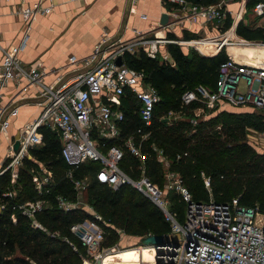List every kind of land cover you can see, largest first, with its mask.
Returning a JSON list of instances; mask_svg holds the SVG:
<instances>
[{
	"label": "built area",
	"instance_id": "2783aa9c",
	"mask_svg": "<svg viewBox=\"0 0 264 264\" xmlns=\"http://www.w3.org/2000/svg\"><path fill=\"white\" fill-rule=\"evenodd\" d=\"M240 3V11L245 12L247 0H219L214 4L197 5L186 0H164L166 13L175 21L181 19L200 25H222L227 16L232 17L228 28L223 29L217 36H205L192 39H170L165 36H147L135 32L134 37L126 40L109 42L104 37L97 42L92 53L83 59L68 57V65L72 75L62 81L60 77L50 83H44L43 77L51 72L41 68L30 67L23 69L18 61V54L25 44L28 28L40 15L51 12V0L47 5L37 0L31 5L21 8L18 12L25 28L20 42L1 51L0 87L11 80L22 84L20 90L29 87L35 89L34 104L39 108L37 116L19 128L17 153H11L9 162L1 172L11 170L20 165L23 157H27L28 148L41 143L38 129L48 127L57 133L60 141V155L67 166H77L87 161L97 162L99 168L96 180L115 189L120 185H128L148 198L162 213L168 223L170 234L175 235L174 244L155 247L151 264H264V213L257 208L241 207L236 199L229 203L194 202L191 195L181 184L177 173L165 171L163 184L158 186L151 183L142 174L129 178L118 166L122 156L120 146L112 144L102 149L105 140L118 139V123L123 119L121 97L131 95L138 103V115L145 125H149L155 105L160 97L157 91L143 80L142 72L133 70L123 63L122 55L134 54L141 50L153 58L159 52L160 46L176 44L186 51L192 49L201 56H213L224 50L226 60L218 68L215 89L197 86L193 90L184 91L180 96L182 105L197 102L199 107L193 110V120L196 117L219 109L222 105L230 107H249L264 115V62L248 63L235 60L227 52L229 47H260L262 42L245 40L235 34V26L241 19L237 13L232 15L226 10L228 3ZM131 12V9L129 10ZM250 12L257 17H264V0L255 2ZM141 20L145 15L139 13ZM220 28V27H219ZM217 28V29H219ZM203 47L206 50H203ZM120 56L121 64L116 65L115 59ZM163 59L166 54L160 53ZM55 73V72H54ZM17 115V106L7 107L0 100V132H4L9 120ZM168 124L179 119V114L168 112L162 117ZM147 135L141 136V139ZM122 146L140 163L144 156L139 144L132 136L122 141ZM156 158L164 166L165 158L162 151L154 147ZM46 181L50 173L46 171ZM70 177V171H67ZM15 172H10V182L15 179ZM36 181V177L32 178ZM85 181V182H84ZM47 182L36 183V190L41 191ZM78 198L85 185L86 178L72 180ZM205 184L207 182L205 181ZM176 194L184 203L182 222H178L175 212L170 211L168 193ZM14 191L3 194L13 197ZM57 207L63 211L76 208L77 201L68 202L56 197ZM3 205H0V209ZM41 208L42 202H26L18 205L17 209L31 223V226L44 230L35 220L34 215ZM90 213L94 220H85L70 226V232L80 241L84 249L81 264H102L105 254L113 252L114 247L105 248L101 245L104 233L100 226L102 221L89 205L82 207ZM14 220V217L11 216ZM71 245V244H70ZM142 245H139L140 247ZM73 250H76L71 245Z\"/></svg>",
	"mask_w": 264,
	"mask_h": 264
},
{
	"label": "trees",
	"instance_id": "16d2710c",
	"mask_svg": "<svg viewBox=\"0 0 264 264\" xmlns=\"http://www.w3.org/2000/svg\"><path fill=\"white\" fill-rule=\"evenodd\" d=\"M164 0H161L163 2ZM197 5H209L219 0H186ZM259 0H247L246 11ZM226 18L223 29L230 25ZM235 34L245 40L264 43V26H254L238 21ZM167 37L174 38L171 34ZM196 34L182 31L183 39ZM176 39V38H174ZM169 60L159 54L153 58L139 50L122 55L123 63L142 72L143 80L153 87L159 97L149 125L138 115V103L131 95L121 97L123 119L118 123V139L104 141L103 150L115 144L121 147L119 168L131 179L141 174L151 183L163 184L164 167L156 158L154 147L162 151L168 171L178 174L181 184L194 202L229 203L236 199L241 207L257 208L264 213V152L259 153L247 143L246 130L264 129V115L248 112L222 111L192 126L193 110L197 102L182 105L184 91L201 86L208 91L215 89L218 68L226 60L224 50L213 56H201L196 51L182 50L176 44H167ZM168 112L179 114V119L166 123L162 118ZM216 124V125H215ZM41 143L28 148L30 159L23 157L16 176L46 206L35 213V220L44 230L31 226L30 221L17 209L29 195L18 197L10 183V172L0 171V264H81L84 249L70 232L71 225L94 220L82 207L63 211L57 207L56 197L68 202L76 201L72 180L89 179L81 195L84 203L100 216L99 223L104 238L101 245L113 247L121 233L125 236L144 237L160 235L168 237L170 229L161 211L145 196L128 185L112 189L96 180L99 164L87 161L77 166H67L60 155V141L56 132L42 126L38 129ZM147 135L141 139V136ZM132 136L139 144L144 159L140 163L122 146V141ZM50 173L40 192L34 188L31 178L40 174V166ZM70 171V177L67 176ZM205 181L207 184H205ZM15 190L11 198L5 192ZM170 211L175 212L180 223L184 203L174 193H168ZM44 201V202H45ZM14 217V220L11 219ZM76 249L73 250L71 245Z\"/></svg>",
	"mask_w": 264,
	"mask_h": 264
},
{
	"label": "crops",
	"instance_id": "0c3cea01",
	"mask_svg": "<svg viewBox=\"0 0 264 264\" xmlns=\"http://www.w3.org/2000/svg\"><path fill=\"white\" fill-rule=\"evenodd\" d=\"M36 1L0 0V61L1 51L16 46L25 28V23L16 12ZM42 4L47 5L48 0H42ZM51 6L49 14L40 15L30 23L25 44L18 54V61L23 69L37 67L44 72L53 71L43 77L44 83H50L55 76L60 77L62 81L69 78L73 67L68 65V57L87 58L102 37L108 43L116 40L126 41L138 32L156 37H167L171 34L174 38L180 39L182 31L186 30L196 34L197 37L211 38L223 30L226 20L218 26L214 23L200 25L184 19L175 21L174 17L167 15L168 24L161 27L160 15L166 13L161 0H51ZM239 7L238 2L228 3L226 10L232 15L237 13L241 18L239 21L249 22L254 26H264V17H257L250 11L247 12L245 4V12L242 14ZM139 13L145 15L144 20L138 17ZM248 13L252 14L251 19H248ZM229 18L232 20V17ZM165 47L166 45L160 46L159 52L166 54V60H169ZM232 51L230 48L227 49L235 60L240 61L239 55L243 52ZM257 53L253 52L251 59L264 62ZM21 85L9 80L0 87L2 105L17 106V115L9 120L6 130L0 132V171L7 164V160H10L12 145L18 140L19 128L31 122L39 112V108L34 104L35 89L29 87L26 91H21ZM27 158L30 159L28 154ZM165 164L164 170L168 171L166 160Z\"/></svg>",
	"mask_w": 264,
	"mask_h": 264
},
{
	"label": "rangeland",
	"instance_id": "374dc122",
	"mask_svg": "<svg viewBox=\"0 0 264 264\" xmlns=\"http://www.w3.org/2000/svg\"><path fill=\"white\" fill-rule=\"evenodd\" d=\"M231 8H233V6ZM247 16H248V19L252 18V14H250V13H248ZM207 48H209V47H207ZM218 108L219 109L211 110L210 113H208V114L200 115V116L198 115L196 117V119H195L196 120L195 123L194 124L191 123V125L194 126L199 121L208 119L210 117H213V116H215L216 114H218L219 112H222V111L234 112V113H239V112H248V113L256 112V113H259L256 110H253V109H251L249 107H244V108L237 107V108H234V107L222 105L221 108L220 107H218ZM246 140H247V143L250 144L254 148V150H256L259 153L264 152V129L262 131H256V130H253L251 128L247 129L246 130ZM8 162H9V159L7 160V163ZM19 166L20 165H15L13 167V169L9 170V172H15V176H17ZM39 166H40V174H34L32 176V178L36 177L37 180L33 181V179L31 178V182L33 183L35 189H36V183H38V182H47L46 178H45L46 175H47L46 174V169L43 168V166L41 164ZM88 181H89V179L87 177L86 178V182H88ZM10 183L13 184L12 188L16 189L18 197L21 196V197L25 198L26 194H28L29 198L26 197V199L28 200L27 202L33 203V202H36V201H40V202H42L43 207L46 206L47 202L45 200H44L45 202L43 201V199H37L36 200L35 196L33 194H30L32 192H31V190H29L27 188V186H23L22 182L19 181V180H18V182H16V177H15L14 181L10 182ZM12 191H14V193H15V190H12ZM76 201H77L76 207H84L85 203H84V199L82 198V195H80L78 198H76ZM173 236H174V239H175V235L174 234H173ZM139 245H141V244L138 242V238L131 237V236H125V235H122L120 233L119 236H118V240L116 241V244L113 245V247H114V251H122V250H126V249L136 248ZM140 247H144V246H140ZM107 254H109V253H107ZM104 259H106V257Z\"/></svg>",
	"mask_w": 264,
	"mask_h": 264
},
{
	"label": "bare ground",
	"instance_id": "6f19581e",
	"mask_svg": "<svg viewBox=\"0 0 264 264\" xmlns=\"http://www.w3.org/2000/svg\"><path fill=\"white\" fill-rule=\"evenodd\" d=\"M203 47V50H206ZM230 50H233L234 52H240V50L243 52L242 59L245 62L248 63H256V59H251L253 52H258L263 59H264V46L260 47H242L240 48H233L229 47ZM232 51V52H233ZM241 52V53H242ZM233 54V53H232ZM239 54V53H238ZM153 250L154 248L151 246H144V247H136L131 249H126L122 251H113L109 254H105L102 258V264H151L153 262ZM108 256V257H107ZM106 257V259H104Z\"/></svg>",
	"mask_w": 264,
	"mask_h": 264
},
{
	"label": "water",
	"instance_id": "95a60500",
	"mask_svg": "<svg viewBox=\"0 0 264 264\" xmlns=\"http://www.w3.org/2000/svg\"><path fill=\"white\" fill-rule=\"evenodd\" d=\"M167 24H168V16H167L166 13H162L160 15V18H159V25L161 27H164ZM115 64L116 65H120L121 64L120 56H118L115 59ZM18 148H19V143L16 140V141H14V143L12 145V152L13 153H17ZM168 240H171L173 242V244H174V236H173V234H169L168 237H162L160 235H148V236H144V237L138 238V242L142 246H151L153 248L168 244L169 243Z\"/></svg>",
	"mask_w": 264,
	"mask_h": 264
}]
</instances>
